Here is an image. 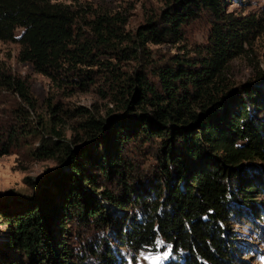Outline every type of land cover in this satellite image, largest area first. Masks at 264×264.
<instances>
[{
	"label": "trees",
	"instance_id": "trees-1",
	"mask_svg": "<svg viewBox=\"0 0 264 264\" xmlns=\"http://www.w3.org/2000/svg\"><path fill=\"white\" fill-rule=\"evenodd\" d=\"M54 1L0 0V41L18 43L19 60L64 89L89 92L101 79L114 107L96 114L50 104L52 117L33 126L30 88L0 68V94L23 103L13 120L0 117V157L34 134L27 155L59 166L34 197L0 200L13 264H128L121 249L156 253L159 238L171 247L165 264H248L251 246L240 247L235 227L264 240V90L260 79L236 84L225 71L264 19L233 16L224 0H168L125 47L118 18L97 16L90 39L79 15ZM204 13L215 18L208 43L153 66V80L114 62L136 59L148 70L147 45L177 43ZM58 113L77 119L73 140L62 139Z\"/></svg>",
	"mask_w": 264,
	"mask_h": 264
},
{
	"label": "rangeland",
	"instance_id": "rangeland-1",
	"mask_svg": "<svg viewBox=\"0 0 264 264\" xmlns=\"http://www.w3.org/2000/svg\"><path fill=\"white\" fill-rule=\"evenodd\" d=\"M168 0H55L54 2L69 6L72 11L79 15L78 25L87 38H93L91 22L99 15H107L118 18V26L124 35L122 46H129L134 34L151 18H157L168 7ZM224 9L233 16H259L264 19V0H224ZM215 18L209 13H204L198 19L190 22L183 29V37L177 43H166L161 45L148 44L146 50L152 61L148 70L144 69L145 63L134 60L119 62L114 61L121 72L132 74L135 70H144L147 77L154 78L153 66H164L172 59L190 58L196 54L199 48L208 43L212 32ZM23 30H18L16 35L20 36ZM132 46V45H130ZM21 46L15 42L0 41V68L11 71L13 74L26 81L30 88L31 96L36 104L30 109L29 122L36 124L39 117H52L48 105L59 104L63 111L74 110L83 107L96 114H103L109 108L114 107L107 93L101 92L99 88L107 92L104 82L99 79L97 84L89 92H78L64 89L62 85L52 81L35 71L31 63H23L19 60ZM101 59H109L102 57ZM110 60V59H109ZM229 80L236 84H246L262 80L260 86L264 90V31L257 32L245 46V53L228 64L225 71ZM23 103L18 94L2 91L0 94V117L11 119L15 117V111L22 107ZM63 121H56L57 128L62 134V139L73 140V125L77 119L71 120L65 114L58 113ZM38 135H28L21 144L16 147L10 155L0 157V200L11 202L10 196L26 199L34 197L35 186L38 180L46 177L47 173H56L58 164L55 161H39L31 159L27 154L29 147L38 143ZM62 168V167H61ZM62 168V172H66ZM12 194V195H11ZM10 195V196H9ZM114 208L110 211L120 216ZM4 217L0 215V264H13L17 255L6 247L7 226ZM264 227V225H263ZM240 247L251 246L250 254L246 257L248 264H264V240L263 236L254 229L244 225H237ZM110 229L107 232L109 235ZM89 240L90 236H86ZM87 239H84L86 241ZM158 241L156 253L140 252L136 255L127 247L121 249L123 257L128 264H165L170 256L171 247L167 246L161 238ZM157 241V242H158ZM79 244V241H75ZM75 244V243H74ZM75 246V245H74ZM76 247V246H75ZM165 249V251L161 249ZM250 252V253H249ZM165 253L169 255L165 256ZM6 260V262H5Z\"/></svg>",
	"mask_w": 264,
	"mask_h": 264
},
{
	"label": "snow or ice",
	"instance_id": "snow-or-ice-1",
	"mask_svg": "<svg viewBox=\"0 0 264 264\" xmlns=\"http://www.w3.org/2000/svg\"><path fill=\"white\" fill-rule=\"evenodd\" d=\"M158 243H162V241H158ZM169 255V253H165V256Z\"/></svg>",
	"mask_w": 264,
	"mask_h": 264
}]
</instances>
